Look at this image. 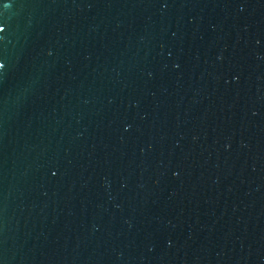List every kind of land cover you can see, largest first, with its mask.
Here are the masks:
<instances>
[{
  "label": "water",
  "instance_id": "95a60500",
  "mask_svg": "<svg viewBox=\"0 0 264 264\" xmlns=\"http://www.w3.org/2000/svg\"><path fill=\"white\" fill-rule=\"evenodd\" d=\"M0 264H264V0H0Z\"/></svg>",
  "mask_w": 264,
  "mask_h": 264
}]
</instances>
